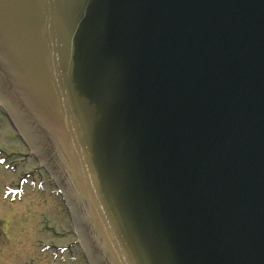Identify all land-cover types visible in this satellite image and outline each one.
Listing matches in <instances>:
<instances>
[{
	"label": "water",
	"instance_id": "obj_1",
	"mask_svg": "<svg viewBox=\"0 0 264 264\" xmlns=\"http://www.w3.org/2000/svg\"><path fill=\"white\" fill-rule=\"evenodd\" d=\"M0 104L89 264H264V0H0Z\"/></svg>",
	"mask_w": 264,
	"mask_h": 264
},
{
	"label": "rangeland",
	"instance_id": "obj_2",
	"mask_svg": "<svg viewBox=\"0 0 264 264\" xmlns=\"http://www.w3.org/2000/svg\"><path fill=\"white\" fill-rule=\"evenodd\" d=\"M26 152L0 109V264H86L79 242L78 248L62 255L42 248L46 241L70 243L73 226L60 196L47 188V180L32 181L26 174L39 169L35 159L21 156ZM32 186L44 190L32 191Z\"/></svg>",
	"mask_w": 264,
	"mask_h": 264
}]
</instances>
